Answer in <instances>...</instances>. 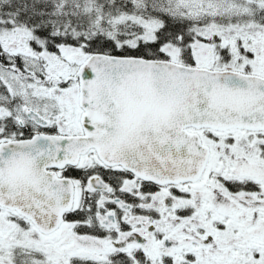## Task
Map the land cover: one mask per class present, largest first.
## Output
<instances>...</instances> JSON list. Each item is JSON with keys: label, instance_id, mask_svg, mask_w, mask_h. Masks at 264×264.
<instances>
[{"label": "snow or ice", "instance_id": "6c2138e0", "mask_svg": "<svg viewBox=\"0 0 264 264\" xmlns=\"http://www.w3.org/2000/svg\"><path fill=\"white\" fill-rule=\"evenodd\" d=\"M0 264H264V0H0Z\"/></svg>", "mask_w": 264, "mask_h": 264}]
</instances>
